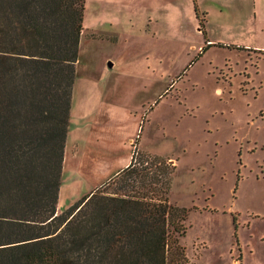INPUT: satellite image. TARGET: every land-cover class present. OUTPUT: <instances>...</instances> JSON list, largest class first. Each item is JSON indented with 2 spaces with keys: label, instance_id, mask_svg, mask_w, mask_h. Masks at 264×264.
<instances>
[{
  "label": "rangeland",
  "instance_id": "rangeland-1",
  "mask_svg": "<svg viewBox=\"0 0 264 264\" xmlns=\"http://www.w3.org/2000/svg\"><path fill=\"white\" fill-rule=\"evenodd\" d=\"M82 26L57 212L147 153L187 209L178 264H264V0H85Z\"/></svg>",
  "mask_w": 264,
  "mask_h": 264
},
{
  "label": "trees",
  "instance_id": "trees-1",
  "mask_svg": "<svg viewBox=\"0 0 264 264\" xmlns=\"http://www.w3.org/2000/svg\"><path fill=\"white\" fill-rule=\"evenodd\" d=\"M85 0H0V264H178L174 165L138 152L57 212ZM109 183V182H106Z\"/></svg>",
  "mask_w": 264,
  "mask_h": 264
},
{
  "label": "crops",
  "instance_id": "crops-1",
  "mask_svg": "<svg viewBox=\"0 0 264 264\" xmlns=\"http://www.w3.org/2000/svg\"><path fill=\"white\" fill-rule=\"evenodd\" d=\"M256 2V0H255ZM131 139V137L129 138V140ZM94 153V152H93ZM98 152H95L94 154H97ZM90 159L88 160H85L82 162V164L86 165L85 168H89L91 166V164L93 165L95 159L93 157H88ZM88 161V162H87ZM131 161V155L128 154V157L125 161V163L123 164V166L119 167L116 171L114 172H111V171H107L105 174H103V176L99 175L98 177V180L96 183H98L96 186H94L88 193H85L84 195L86 194H89L91 193L97 186H99L101 183H103L104 181H106L107 179H110L112 177H114L121 169H123L124 167H126ZM87 162V163H86ZM72 176V175H71ZM62 179V178H61Z\"/></svg>",
  "mask_w": 264,
  "mask_h": 264
},
{
  "label": "built area",
  "instance_id": "built-area-1",
  "mask_svg": "<svg viewBox=\"0 0 264 264\" xmlns=\"http://www.w3.org/2000/svg\"><path fill=\"white\" fill-rule=\"evenodd\" d=\"M132 157V156H131Z\"/></svg>",
  "mask_w": 264,
  "mask_h": 264
}]
</instances>
